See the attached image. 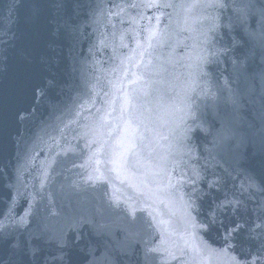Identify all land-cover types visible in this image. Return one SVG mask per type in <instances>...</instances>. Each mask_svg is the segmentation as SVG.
Wrapping results in <instances>:
<instances>
[{"label":"water","instance_id":"1","mask_svg":"<svg viewBox=\"0 0 264 264\" xmlns=\"http://www.w3.org/2000/svg\"><path fill=\"white\" fill-rule=\"evenodd\" d=\"M228 232L211 264H264V0H0V264H206Z\"/></svg>","mask_w":264,"mask_h":264},{"label":"snow or ice","instance_id":"2","mask_svg":"<svg viewBox=\"0 0 264 264\" xmlns=\"http://www.w3.org/2000/svg\"><path fill=\"white\" fill-rule=\"evenodd\" d=\"M132 6L135 7V5H132ZM153 6L154 7H159L161 5L153 4ZM164 6L171 7L172 5H164ZM114 87H115V85H114ZM101 124H103V118H101ZM212 223H215V221H212ZM201 228H203L206 233L210 232L211 224H203V225H201ZM234 231H238V229H234ZM230 237H232V233L231 232H228L226 235H224L222 237V239L224 241V244L221 245L219 248H216L212 244H207L205 242L204 247L207 250L206 264H211V260H212L213 256H220L222 254L223 255H228L229 251L236 247L235 243L232 242V239H234V238L230 239ZM231 264H239V261H236L234 258H232Z\"/></svg>","mask_w":264,"mask_h":264}]
</instances>
